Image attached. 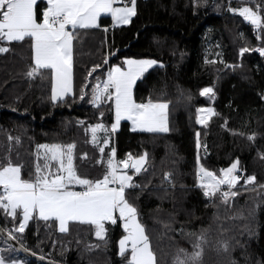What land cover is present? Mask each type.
Here are the masks:
<instances>
[{
  "label": "trees",
  "instance_id": "obj_1",
  "mask_svg": "<svg viewBox=\"0 0 264 264\" xmlns=\"http://www.w3.org/2000/svg\"><path fill=\"white\" fill-rule=\"evenodd\" d=\"M44 6L37 4L39 19ZM241 6L264 17V0H136L128 25L114 26L111 17H101L99 28L78 30L73 92L58 101L51 99L50 70L27 75L34 65L28 38L0 41L9 48L0 53V164L10 159L28 178L35 164L44 162L43 156L38 160L44 151L38 145L74 144L76 170L91 179L101 177L113 148L117 161L147 153L146 171H130L139 187L126 195L137 208L157 264H174L179 249L193 252L201 234L198 264H264V55L257 51L264 47V31L231 11ZM241 47L249 51L241 55ZM129 58L161 63L137 82L135 98L167 102L169 131L139 132L124 122L109 145L94 144L91 126L115 123L112 101L93 103L96 81ZM206 87L214 94L202 95ZM198 109L206 110V124L197 122ZM237 159L240 179L230 190L238 194L227 202L219 191L206 197L199 186L200 165L221 176L220 170ZM253 175L255 181L247 183ZM21 221L20 211L13 219L0 209L2 226L38 255L63 264H126L118 246L121 222L108 223L107 237L100 239L88 223H71L62 233L56 220L38 219L16 232ZM0 250L6 261L40 264L1 237Z\"/></svg>",
  "mask_w": 264,
  "mask_h": 264
},
{
  "label": "snow or ice",
  "instance_id": "obj_2",
  "mask_svg": "<svg viewBox=\"0 0 264 264\" xmlns=\"http://www.w3.org/2000/svg\"><path fill=\"white\" fill-rule=\"evenodd\" d=\"M129 2L130 6L129 3L114 6L117 0H47L41 13L42 18L38 19L37 0H0V41L22 42L28 38L34 65L30 66L27 75L33 77L41 70H50L51 99L55 101L72 91L73 41L79 34L78 30L99 28L98 21L102 14H109L118 24H128L136 14V0ZM231 11L238 12L257 29L264 31V17L252 7L241 6ZM8 51L7 46H0V53ZM247 51V47L240 49L241 55ZM257 51L264 55V47ZM125 63L127 69L120 66L111 69L107 81L96 86L93 103L99 106L101 100L112 101L116 119V123L111 126L113 131L121 120L131 121L133 130L140 128L148 132L169 131L168 103L154 102L152 99L138 103L133 95L136 79L157 62L129 59ZM209 93H213V89L206 87L201 94ZM205 111L197 110L200 114L197 116V122L200 124L207 123L208 117L203 115ZM207 113L211 115L213 110L207 109ZM101 129L108 131L102 124L92 126L93 142L97 140V130ZM196 135L199 149V132ZM253 138L254 136L249 137ZM107 143L108 139L105 138L103 144ZM37 147L44 150L38 154V160L39 156H43L44 162H37L34 171L28 173V178L22 177V165L13 164L10 159L6 164H0V209L13 219L17 217V210H20L22 221L15 229L16 232L23 233L27 221L36 214L45 221H58L61 232L69 230V222L88 223L94 226L95 236L104 239L107 232L105 222L115 224L117 219H120L127 234L119 241V254L125 257L126 264H157L149 237L138 219L137 208L126 195L127 189L139 187L127 170H134V174H139L142 169L146 171L144 165L147 153L139 157L128 154L127 159L117 161L113 148L101 177L90 179L78 174L76 170L74 144H41ZM204 147L206 148V145ZM99 151L103 153L104 148L100 147ZM238 165L237 159L230 167L220 170L221 176L200 165L197 175L204 195L212 197L219 191L224 202H227L229 197H235L238 193L230 189L240 179L236 175ZM169 177L170 174L166 173L165 178ZM255 179L254 175L248 176L246 182L252 183ZM221 185H228L229 190H222ZM75 186H80V190H76ZM8 234L12 239H16L12 231ZM204 241L205 237L201 234L193 243V252L179 249L174 264H198ZM221 245L228 251L227 241H222ZM180 253H183V257ZM0 264H5L3 257H0Z\"/></svg>",
  "mask_w": 264,
  "mask_h": 264
},
{
  "label": "rangeland",
  "instance_id": "obj_3",
  "mask_svg": "<svg viewBox=\"0 0 264 264\" xmlns=\"http://www.w3.org/2000/svg\"><path fill=\"white\" fill-rule=\"evenodd\" d=\"M41 1H42V0H37V4L40 3ZM129 6H130V5H129ZM36 11H37V5H36ZM236 13H238V12H236ZM130 21H131V20H130ZM249 22H250V21H249ZM129 23H130V22H129ZM129 23H128V24H129ZM128 24H122V25H120V26H124V25H128ZM73 51H74V50H73ZM129 59H131V60H155V59H133V58H129ZM129 59H126V60L124 61L123 64H113L111 67H109L108 72H109L111 69H113V68H115V67H117V66H120V67L123 68V69H127L128 66H127V64H126L125 62H126L127 60H129ZM155 61L157 62L156 64H153V65H151L150 67H148L147 70L144 71V72H143V73H142V74L136 79V82H135V84H134V86H133V95H134V98H135V87H136L137 82H138L140 79H142V78L144 77V75H145L147 72H149L151 69H153V68L158 67V66L161 65L160 62H158L157 60H155ZM108 72H107V74H106L105 76L99 78V79L96 81V86H97L98 84H103L104 82L107 81V78H108ZM72 92H73V66H72V91H71L70 93L66 94L64 97H62V98H58V99L55 100V101H58V100H60V99L65 98L67 95L72 94ZM135 99H136V98H135ZM102 101H104V100H101V102H100L99 104H101ZM104 102H105V101H104ZM107 102H109V101H107ZM138 103H139V102H138ZM114 112H115V111H114ZM114 116H115V114H114ZM124 122H129V123L131 124L132 129H133L132 122L129 121V120H121L120 123H119V125L117 126V128H119V127L121 126V124L124 123ZM115 123H116V119H115ZM115 123H114V124H115ZM102 125H104V128L107 129L108 131L105 132L103 129H101V130H97V132H96L97 140H96V142H93V139H92V142H93L94 144H98V145H102V146H107V145H109L110 142H111V140H110L111 134H112L117 128L113 131L111 125H108L107 123H102ZM167 125L169 126V124H168V110H167ZM91 128H92V126H91ZM91 128H90V133H91V137H92V131H91ZM134 131L148 132V131H146V130H142V129H140V128H136ZM103 138H104V139H105V138L108 139V143H107L106 145L103 144ZM146 163H147V158H146ZM145 166H146V164L144 165V167H145ZM131 170H132V169L127 170V171L129 172L130 175H133V172H132V173L130 172ZM142 170H143V169H142ZM226 186H228V185H221V187H226ZM228 187H229V186H228ZM17 211H20V210L18 209ZM117 215H118V214H117ZM38 219H40V218L38 217V215L34 214L33 217H32L31 219H29V220L27 221V223L25 224V228H24V230L29 226V224H30L33 220H38ZM138 219H139V218H138ZM139 221H140V220H139ZM75 222H76V221L69 222V224H68V228H70L71 223H75ZM119 222L122 223V228H123V221L120 220V219H117V222H116L115 224H112L111 222H105V227H106V229H107V224H108V223H110V224H112V225H117ZM76 223H77V222H76ZM78 223H81V222H78ZM57 224H58V229H59V231H60V225H59V222H58V221H57ZM60 232H61V231H60ZM67 232H68V231H67ZM107 232H108V229H107ZM107 232H106V234H105V238L107 237ZM123 232H124V234L121 236L120 239H122L123 236L127 234V233L124 231V228H123ZM62 233H65V232H62ZM120 239H119V241H120ZM118 246H119V242H118ZM129 253H130V250H129ZM126 254H128V253H126Z\"/></svg>",
  "mask_w": 264,
  "mask_h": 264
},
{
  "label": "water",
  "instance_id": "obj_4",
  "mask_svg": "<svg viewBox=\"0 0 264 264\" xmlns=\"http://www.w3.org/2000/svg\"><path fill=\"white\" fill-rule=\"evenodd\" d=\"M8 233L9 232L0 223V237L8 242L22 256L40 264H63L32 252L23 244H21L17 239H12V237L9 236Z\"/></svg>",
  "mask_w": 264,
  "mask_h": 264
},
{
  "label": "crops",
  "instance_id": "obj_5",
  "mask_svg": "<svg viewBox=\"0 0 264 264\" xmlns=\"http://www.w3.org/2000/svg\"><path fill=\"white\" fill-rule=\"evenodd\" d=\"M41 2H44L45 3V6H46L47 0H42ZM126 2H129V0H117V3L114 6H122V4L123 3H126ZM103 16L104 17H111L109 14H102L101 17H103ZM101 17L99 18V21H98L99 24H100ZM131 19H132V17H131ZM113 25L114 26H120L122 24H118V23H116V22L113 21ZM0 257H3L2 253H1V250H0ZM3 259H4V257H3ZM13 262H15V264H24L22 260H19V259L16 260V258H14V257H13V260L12 261H6L5 260V264H13Z\"/></svg>",
  "mask_w": 264,
  "mask_h": 264
},
{
  "label": "built area",
  "instance_id": "obj_6",
  "mask_svg": "<svg viewBox=\"0 0 264 264\" xmlns=\"http://www.w3.org/2000/svg\"><path fill=\"white\" fill-rule=\"evenodd\" d=\"M109 30V28L107 27V28H105V31L107 32ZM132 155V154H131ZM133 156V155H132Z\"/></svg>",
  "mask_w": 264,
  "mask_h": 264
}]
</instances>
